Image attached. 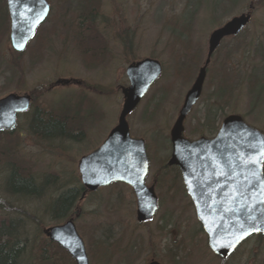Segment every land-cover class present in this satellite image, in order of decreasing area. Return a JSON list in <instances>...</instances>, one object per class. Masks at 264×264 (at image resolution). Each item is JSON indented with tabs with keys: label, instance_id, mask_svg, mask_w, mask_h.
Segmentation results:
<instances>
[{
	"label": "rangeland",
	"instance_id": "obj_1",
	"mask_svg": "<svg viewBox=\"0 0 264 264\" xmlns=\"http://www.w3.org/2000/svg\"><path fill=\"white\" fill-rule=\"evenodd\" d=\"M50 1V17L28 47L17 52L6 4L0 0V98L10 92L34 96L17 128L0 132V221L20 220L21 262L39 264L46 242L47 260L76 264L43 232L74 217L91 264H146L152 258L163 264H222L185 194L180 171L168 165L171 128L206 60L210 33L253 5L247 27L225 38L214 53L202 96L185 120V136L211 137L232 113L264 131V0ZM124 35H129L125 40L131 52ZM146 56L159 59L163 72L128 121L131 134L147 142V183L156 180L160 204L155 218L138 222L135 192L122 182L86 193L67 217L55 218L50 212L54 199L82 184L80 158L99 147L118 122L121 87L129 85L128 64ZM63 78L70 82L55 84ZM37 113L44 119H68L73 137L34 132ZM13 169L32 176L43 186L42 195L10 194L5 185ZM260 236L248 238L225 264H263ZM100 239L107 246L116 244L108 246L110 257L94 258V240Z\"/></svg>",
	"mask_w": 264,
	"mask_h": 264
},
{
	"label": "water",
	"instance_id": "obj_2",
	"mask_svg": "<svg viewBox=\"0 0 264 264\" xmlns=\"http://www.w3.org/2000/svg\"><path fill=\"white\" fill-rule=\"evenodd\" d=\"M7 1L12 19L11 42L14 49L21 52L38 25L48 17L50 3L47 0ZM252 8L253 5L210 33L206 60L171 128L172 154L168 164L180 167L197 217L208 235V244L223 258L229 257L251 235L264 234V132L248 123L241 114L232 113L223 119L214 137L191 139L184 134L185 119L202 95L207 69L216 49L224 38L239 35L244 30L252 19ZM162 72L161 61L151 56L134 60L127 66L129 85L121 87L124 102L116 126L99 147L84 154L78 162L82 183L89 192L114 182L131 185L137 198L136 218L140 223L154 219L159 198L155 185L147 184L150 158L146 140L131 134L128 115ZM69 82L70 79L63 78L56 84ZM31 102L30 93L10 92L1 97L0 131H13L18 113L28 110ZM43 231L67 250L77 264H91L74 217L45 227ZM240 236L243 238L238 239ZM229 244L233 246H227ZM147 264L162 263L151 260Z\"/></svg>",
	"mask_w": 264,
	"mask_h": 264
},
{
	"label": "trees",
	"instance_id": "obj_3",
	"mask_svg": "<svg viewBox=\"0 0 264 264\" xmlns=\"http://www.w3.org/2000/svg\"><path fill=\"white\" fill-rule=\"evenodd\" d=\"M128 36L129 35H124V40L127 39ZM125 41L126 50L131 52L133 49L130 45V41ZM41 116L42 115L37 113L33 117L32 125L34 132H38L40 134L42 133L46 137H58L63 135L67 137H73L72 134L67 130V126L69 125L68 119L55 118L52 115L47 116V118L44 119ZM11 173L12 174L8 178V181L5 185L6 189L8 188L10 190V194L16 197H18V195L26 197L42 195L43 186L37 184L32 176H23L18 174L15 169H13ZM84 191L85 188L82 184L74 185L62 191L50 205L51 214L55 218L67 217L71 213V209L77 203L78 198L82 197ZM19 223L20 220H15L12 218L9 219L8 223L7 219L0 221V264H23L20 260L23 253V245H21L22 241L19 237H17L18 234L16 232ZM261 237H263V235ZM45 243H43V246L40 250L42 257L41 260L39 259V264H53L51 259L47 260L48 257L45 254L47 251V246ZM96 246L98 247L96 248ZM108 246L114 248L116 244L109 243ZM108 246L107 243L101 239L94 240V246L91 250V252L94 250V258H101L102 254L110 257V248ZM63 253L67 258L70 257V254L67 251L63 250Z\"/></svg>",
	"mask_w": 264,
	"mask_h": 264
},
{
	"label": "flooded vegetation",
	"instance_id": "obj_4",
	"mask_svg": "<svg viewBox=\"0 0 264 264\" xmlns=\"http://www.w3.org/2000/svg\"><path fill=\"white\" fill-rule=\"evenodd\" d=\"M5 1V7H6V11H7V15L9 16V22H10V39H11V26H12V19H11V16H10V12H9V7H8V1L7 0H4ZM47 1H49V3H50V12H49V15H48V17L45 19V21L44 22H42L41 24H39L38 25V27H37V29H36V31H35V33H34V35H33V37L31 38V40L29 41V43L32 41V39H34L35 38V36L37 35V33H38V31H39V29L41 28V26L48 20V18L50 17V14H51V12H52V4H51V1L50 0H47ZM29 43H28V45H29ZM11 44H12V42H11ZM28 45H27V47H28ZM12 47H13V45H12ZM26 47V48H27ZM13 49H14V47H13ZM15 50V49H14ZM15 51H17V50H15ZM17 52H19V51H17ZM133 61V60H132ZM58 81V80H57ZM56 81V82H57ZM74 81V80H73ZM56 82H55V84H56ZM33 100H34V96L32 95V102H31V105L33 104ZM31 108V107H30ZM28 110H30V109H28ZM28 110H26V111H28ZM26 111H23V112H26ZM23 112H20V113H18V117H17V126H18V122H19V115L21 114V113H23ZM17 126H16V128H17ZM15 128V129H16ZM220 128V127H219ZM219 128H218V130H219ZM14 129V130H15ZM218 130H217V132H218ZM5 131H7V130H4V131H2V132H5ZM9 132H10V130H8ZM263 131V130H262ZM217 132L213 135V136H215L216 134H217ZM213 136H211V137H213ZM210 137V136H209ZM169 165V164H168ZM169 166H173V167H176L179 171H180V173H178L177 174V176H180V177H182V181H183V176H182V171H181V169H180V167L179 166H177V165H169ZM181 174V175H180ZM155 182H156V180H155ZM153 183V184H155L156 185V183ZM183 184H184V181H183ZM184 188H185V194L186 195H188L189 197H190V200H191V204L194 206V209H195V211H196V207H195V205H194V202H193V200H192V197L190 196V194L188 193V191L186 190V187H185V184H184ZM84 193H85V196L88 194V192H86V189H85V191H84ZM87 193V194H86ZM203 228V227H202ZM258 235H261L262 236V234H259L258 233ZM260 236V237H261ZM243 244V243H242ZM241 244V245H242ZM240 245V246H241ZM240 246H238V248L229 256V257H227V258H223V257H221L222 258V262L225 264V262L226 261H228L229 260V258L233 255V254H235L236 253V251H238V249H239V247ZM151 260H158V261H160L161 263H162V261L161 260H159V259H157V258H152ZM222 263V264H223ZM163 264V263H162Z\"/></svg>",
	"mask_w": 264,
	"mask_h": 264
},
{
	"label": "snow or ice",
	"instance_id": "obj_5",
	"mask_svg": "<svg viewBox=\"0 0 264 264\" xmlns=\"http://www.w3.org/2000/svg\"><path fill=\"white\" fill-rule=\"evenodd\" d=\"M241 227H243V226H241ZM257 230H259V229H257ZM244 234L247 235L248 234L247 231H245ZM242 238H243L242 236L238 237V239H242ZM227 246L232 247L233 245L232 244H229Z\"/></svg>",
	"mask_w": 264,
	"mask_h": 264
}]
</instances>
